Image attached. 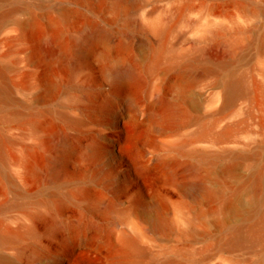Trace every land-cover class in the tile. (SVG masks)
I'll use <instances>...</instances> for the list:
<instances>
[{"label": "bare ground", "instance_id": "1", "mask_svg": "<svg viewBox=\"0 0 264 264\" xmlns=\"http://www.w3.org/2000/svg\"><path fill=\"white\" fill-rule=\"evenodd\" d=\"M73 1L22 23L58 63L33 97L0 53V264H264V35L209 0L191 36L194 0Z\"/></svg>", "mask_w": 264, "mask_h": 264}, {"label": "rangeland", "instance_id": "2", "mask_svg": "<svg viewBox=\"0 0 264 264\" xmlns=\"http://www.w3.org/2000/svg\"><path fill=\"white\" fill-rule=\"evenodd\" d=\"M201 1L203 0H194L193 4L196 6V9L191 13L189 12L185 19L177 21L175 30L177 31L178 29L177 33L179 35L176 33V36L184 34L191 36L194 34L192 32L193 29H191V24L194 22L198 23L201 19L198 11ZM15 3L20 5L19 8L10 13V15L7 16L1 23L0 53L9 52L8 61L11 63H9L10 73L20 85L23 86L30 83L35 86V90L31 94L25 95L19 93L18 96L21 99H27L31 97V95L33 97V95L39 90L37 86V77L39 74L47 72L50 76H55L57 74L58 63L56 60L46 62L40 58L30 59V48L34 45L38 46V44L42 41L41 39L49 34L50 30L44 27L38 31V33L40 32L39 34L36 33L31 36L34 39L30 37L24 38L23 40V37H20V35L26 31V29L22 23L26 22L32 16H35L41 25H45L50 15H56V5L58 3H65L69 7L79 8L86 15L89 13L84 3L78 5L73 0H0V13L6 10L10 11L12 5ZM209 3L213 4L215 9H221L224 7L232 13L231 15L233 16L232 18L234 20V24L239 23V25L241 24L242 26H248L250 29L252 28V34L250 33V35H256V37L264 35V9L260 12V14L256 15L250 14L248 12L249 8L240 4L238 0H209ZM263 7L264 3L262 5V8ZM80 21H83V18H81ZM187 22H191V24H188ZM119 25L120 23L118 22L115 25V28H118ZM253 25H255V27ZM250 35L248 33L241 36L240 41L245 43ZM119 41L120 37L117 38L115 44ZM258 46L259 43L256 41L253 45V49L256 50ZM243 63H247L246 66L253 68L254 78L257 80L258 74L264 66V55L259 56L257 54H253L249 61ZM28 71L33 72L34 75H26V72ZM11 196L12 191L9 188V183L7 182L5 176L0 172V198L10 199Z\"/></svg>", "mask_w": 264, "mask_h": 264}]
</instances>
